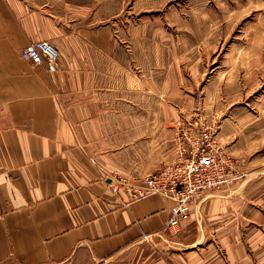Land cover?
<instances>
[{"label":"crops","instance_id":"obj_1","mask_svg":"<svg viewBox=\"0 0 264 264\" xmlns=\"http://www.w3.org/2000/svg\"><path fill=\"white\" fill-rule=\"evenodd\" d=\"M107 9L0 0V264H264V169L207 191L175 234L172 200L112 191L178 147L172 110L128 96L144 70L112 50ZM41 39L59 48L55 72L21 56Z\"/></svg>","mask_w":264,"mask_h":264},{"label":"rangeland","instance_id":"obj_2","mask_svg":"<svg viewBox=\"0 0 264 264\" xmlns=\"http://www.w3.org/2000/svg\"><path fill=\"white\" fill-rule=\"evenodd\" d=\"M106 2L112 50L124 52L129 70H144L127 94L172 110L177 155L187 136L212 133L235 161L237 179L264 169V0Z\"/></svg>","mask_w":264,"mask_h":264},{"label":"built area","instance_id":"obj_3","mask_svg":"<svg viewBox=\"0 0 264 264\" xmlns=\"http://www.w3.org/2000/svg\"><path fill=\"white\" fill-rule=\"evenodd\" d=\"M21 56L33 65L46 62L49 71L55 72L60 51L48 40L41 39L22 48ZM187 138V147L180 150L175 160L158 170L148 172L140 183L120 178L118 183L111 186L115 193L123 188L132 200L154 194L172 200L167 225L176 231L189 215L192 202L202 199L207 191L219 189L225 183H234L240 177L235 169V161L216 142L212 133H205V138L192 135Z\"/></svg>","mask_w":264,"mask_h":264}]
</instances>
